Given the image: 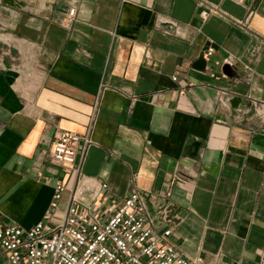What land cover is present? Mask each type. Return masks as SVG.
<instances>
[{"label":"crops","instance_id":"crops-1","mask_svg":"<svg viewBox=\"0 0 264 264\" xmlns=\"http://www.w3.org/2000/svg\"><path fill=\"white\" fill-rule=\"evenodd\" d=\"M16 1L0 0V222L41 219L57 181L56 219L73 187L104 216L152 189L170 217L148 201L154 232L184 256L264 264V0ZM61 131L90 138L75 184L49 156Z\"/></svg>","mask_w":264,"mask_h":264},{"label":"built area","instance_id":"built-area-1","mask_svg":"<svg viewBox=\"0 0 264 264\" xmlns=\"http://www.w3.org/2000/svg\"><path fill=\"white\" fill-rule=\"evenodd\" d=\"M208 10L200 11L206 15ZM68 23L74 9L68 10ZM212 47L202 51L207 61ZM230 63L227 57L216 60V65ZM176 78L175 75L172 76ZM88 134L61 131L53 140L49 156L52 162L72 171L74 184L81 171ZM101 183L93 191L100 198ZM65 187L57 181L53 197L41 219L29 227L16 222H0V248L6 257L5 264H203L200 258L189 259L168 240L170 228L157 235L147 203L155 205V214L162 223L170 221L169 208L155 201L154 190H131L107 215L83 211L74 198V187L59 219L55 210ZM88 208L97 210V202Z\"/></svg>","mask_w":264,"mask_h":264},{"label":"water","instance_id":"water-1","mask_svg":"<svg viewBox=\"0 0 264 264\" xmlns=\"http://www.w3.org/2000/svg\"><path fill=\"white\" fill-rule=\"evenodd\" d=\"M4 3L7 5H16V0H3ZM193 66L196 69L203 70L206 66V60L203 58L202 54L193 62ZM222 72L227 75L231 76V67L228 64H223L221 66ZM224 102L227 104L228 107L239 110L241 106L245 105V102L240 96L237 95H227L224 98ZM198 145V141H192L186 147V152L188 154L194 153L196 150V146Z\"/></svg>","mask_w":264,"mask_h":264}]
</instances>
